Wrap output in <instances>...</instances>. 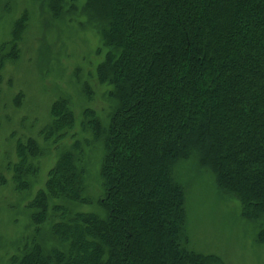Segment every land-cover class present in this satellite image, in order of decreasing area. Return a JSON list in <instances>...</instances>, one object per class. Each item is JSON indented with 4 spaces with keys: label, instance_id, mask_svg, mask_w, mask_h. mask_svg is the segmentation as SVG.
<instances>
[{
    "label": "trees",
    "instance_id": "1",
    "mask_svg": "<svg viewBox=\"0 0 264 264\" xmlns=\"http://www.w3.org/2000/svg\"><path fill=\"white\" fill-rule=\"evenodd\" d=\"M49 1L59 17L65 0ZM85 9L107 50L97 77L115 103L106 129L90 109L81 124L104 150V217L69 208L89 204L77 141L29 204L33 240L11 264H220L189 247L174 168L194 157L244 220L264 226V0H85ZM50 117L38 137L63 141L75 127L63 100ZM40 151L31 137L16 141L9 171L17 193L38 174Z\"/></svg>",
    "mask_w": 264,
    "mask_h": 264
},
{
    "label": "rangeland",
    "instance_id": "2",
    "mask_svg": "<svg viewBox=\"0 0 264 264\" xmlns=\"http://www.w3.org/2000/svg\"><path fill=\"white\" fill-rule=\"evenodd\" d=\"M50 4L49 0H0V264H11L33 240L36 227L29 204L45 189L60 156L73 151L77 141L89 204L69 208L104 217L98 206L104 197L100 177L104 150L101 141L92 142L82 132L81 124L86 109L94 112L104 129L113 115L111 88L97 77L107 50L98 25L86 13L85 0H65L59 17ZM19 24L22 31L11 50ZM57 100L66 103L75 127L63 141L44 142L38 132L51 122L50 108ZM20 137L35 139L41 149L34 161L38 174L27 179L23 193L14 190L9 171ZM174 176L185 191V234L191 250L215 256L220 264H264V226L241 217L239 202L218 189L213 174L192 157L175 166ZM50 226L44 221L39 227L46 250L56 247Z\"/></svg>",
    "mask_w": 264,
    "mask_h": 264
}]
</instances>
